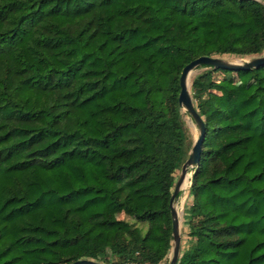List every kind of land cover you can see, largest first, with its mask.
I'll list each match as a JSON object with an SVG mask.
<instances>
[{"label": "trees", "instance_id": "trees-1", "mask_svg": "<svg viewBox=\"0 0 264 264\" xmlns=\"http://www.w3.org/2000/svg\"><path fill=\"white\" fill-rule=\"evenodd\" d=\"M225 55H264L263 2L0 0V264L167 260L180 77ZM203 67L178 264H264V67Z\"/></svg>", "mask_w": 264, "mask_h": 264}, {"label": "water", "instance_id": "water-1", "mask_svg": "<svg viewBox=\"0 0 264 264\" xmlns=\"http://www.w3.org/2000/svg\"><path fill=\"white\" fill-rule=\"evenodd\" d=\"M243 1V0H239ZM259 1V0H256ZM209 66L216 70H226L231 72H239V71H252L254 69H261L264 67V55L260 57H254L251 60L245 63H231L222 58L216 57H200L191 63H189L182 72L180 77V87L181 92L179 96V104L186 113L190 115L193 121L196 123L199 129V137L195 140L193 148L190 152V156L187 161L183 164L181 169V174L176 183V187L174 193L171 197L170 206L172 213V249L169 255L170 261L169 264H178L181 256L182 249V234H181V216L179 215V211L177 209L178 196L183 192V185L187 178L190 175L192 178L193 172L192 170L199 167L201 163V156L203 151V144L206 138V125L196 109L193 96L190 90V79L192 77V73L197 70L199 67ZM72 264H103L101 262H97L94 260H79Z\"/></svg>", "mask_w": 264, "mask_h": 264}, {"label": "rangeland", "instance_id": "rangeland-1", "mask_svg": "<svg viewBox=\"0 0 264 264\" xmlns=\"http://www.w3.org/2000/svg\"><path fill=\"white\" fill-rule=\"evenodd\" d=\"M261 2L264 3V0H259ZM218 58H222V59H225L227 61H231V62H235V63H245L249 60H251L252 58H238V57H235V56H229V55H225V56H222V57H218ZM210 70V68H207V67H199L197 70H195L193 73H192V77L190 79V90H191V93H192V82H193V79L204 73L205 71H208ZM213 76L216 78V79H222L224 76L223 73L219 72V73H214ZM184 120H185V123H186V126L190 132V134L193 136L194 138V141L199 137V129L196 125V123L193 121V119L190 117L189 114L186 113V111H184ZM181 172L178 173V177L180 176ZM190 186H191V178H190ZM190 188V187H189ZM191 203V198H190V195H189V189L187 191L183 190L182 192V196L178 199V203H177V209L179 212V215L181 216V234H182V246L184 248L185 244H186V240H187V232H188V229H187V226L185 224V217H186V207H188V205ZM121 218L122 217V214H116L115 215V218ZM169 261H170V257L167 258V260H165L162 264H169Z\"/></svg>", "mask_w": 264, "mask_h": 264}, {"label": "bare ground", "instance_id": "bare-ground-1", "mask_svg": "<svg viewBox=\"0 0 264 264\" xmlns=\"http://www.w3.org/2000/svg\"><path fill=\"white\" fill-rule=\"evenodd\" d=\"M228 62H231V61H228ZM231 63H235V62H231ZM235 64H239V63H235ZM189 187H190V175L183 185V190L187 191L189 189Z\"/></svg>", "mask_w": 264, "mask_h": 264}]
</instances>
